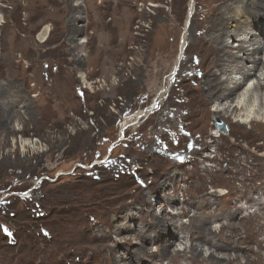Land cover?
<instances>
[{
    "label": "rangeland",
    "instance_id": "obj_1",
    "mask_svg": "<svg viewBox=\"0 0 264 264\" xmlns=\"http://www.w3.org/2000/svg\"><path fill=\"white\" fill-rule=\"evenodd\" d=\"M200 1L19 0L16 6L0 0V264H112L110 254L99 246L104 249L121 240L114 231V239L106 237L111 223H117L114 217L126 208L139 216V202L149 206L142 197L150 190L154 193L148 197L160 214L165 190L157 180H171V175L162 177L163 170L182 178L184 168L191 170L180 187L175 186L179 204L165 206L167 216L183 212L181 187L186 181L199 184L193 170L199 164H172L203 154L217 157L201 163V172L208 170L210 179L220 170L216 178L226 185L241 162L264 165L263 133L252 131L249 123L237 126L235 116L219 119L215 101L208 104V116L199 112L206 73L200 66V45L188 48V37ZM245 21L250 31L259 32L251 18ZM259 55L264 59V52ZM187 58L190 64H185ZM255 95L263 97L264 88ZM260 102L255 109H261ZM216 120L227 130L217 127ZM235 148L242 153L236 168L226 172ZM255 171H245L243 177L252 179ZM240 182L239 175L235 184ZM211 185L209 195L217 189L229 194L227 187ZM172 187H167L171 194ZM253 188L249 192L256 197L264 190L260 184ZM244 207L246 216L256 205ZM193 214L178 217L176 225H187ZM257 218L263 224L264 215ZM222 221L212 227L218 229ZM227 226L226 240L233 230ZM135 232L126 235L142 240ZM245 233L235 237L243 241L245 252L222 250L239 254V261L229 264H264V229L261 235ZM158 234L152 232L153 237ZM184 237L179 233V241L170 246L173 252L189 247L191 241ZM209 245L200 246L204 256L212 251ZM149 247L152 252L159 248ZM121 250L126 259L134 256ZM216 251V257L231 256ZM174 258L179 264L214 262L197 260L190 251Z\"/></svg>",
    "mask_w": 264,
    "mask_h": 264
},
{
    "label": "bare ground",
    "instance_id": "obj_2",
    "mask_svg": "<svg viewBox=\"0 0 264 264\" xmlns=\"http://www.w3.org/2000/svg\"><path fill=\"white\" fill-rule=\"evenodd\" d=\"M11 1L16 6H19V0ZM199 4H201V9H196L195 11L196 18L192 20V28L188 37L190 41L188 43V48L193 47L197 50L200 45V66L204 68V73H206L204 74L205 86L202 88L204 91L202 93L203 107L199 112H201L204 117L208 116V104L215 101L219 103V109L217 108V111H215L219 119L225 120L235 116L237 117V120H235L237 126L244 127L249 123L252 127V131H259L264 134V95L263 97H257V95H255L258 90L264 88V67H261L264 59L259 55L264 52V0H202ZM250 4L256 7L251 9ZM247 14L249 16H246ZM247 17L255 22L254 25L259 31L258 33L254 34V31H250V28H248L249 25L245 21ZM256 17L259 18L254 19ZM232 24L235 25L234 30L229 29ZM196 30H202V32L196 35ZM186 63L190 64L188 58L186 59L185 64ZM255 78L257 79L256 82H254ZM252 81L254 85H248V83ZM260 99L259 108L261 109H255L257 106L256 103L259 102ZM141 113L142 112L138 113L134 119L142 115ZM220 125L221 124L217 122V127ZM13 130H15V128H13ZM206 143L208 144V142ZM216 143L217 141H215V144ZM205 146V149L208 150L211 145L208 144L207 146L205 144ZM156 147L159 148V146ZM151 149L152 152L155 153L153 148ZM218 150L222 149L218 147ZM236 150L239 149L235 148L233 150L234 156L229 159L227 167L223 169L226 170V172L236 168V158L242 153ZM203 155L199 158H196L198 156H191L189 159L172 164L173 167L177 164L184 167L188 162H192L193 165L195 163L199 164L198 168L194 165L193 169L200 178L199 184L192 185L189 181H186L184 187H181L184 204L183 212L175 215L172 214L171 216L173 217L167 216L165 206L176 205L180 202L181 196L178 194V190L177 188L175 189V186L178 183V187H180L179 183L182 180L185 181L186 176L191 175V170L189 171L185 168L184 173L186 176L183 178L180 177V173L177 174V172H174V174H170L171 171L166 169L165 172L163 170L162 177L171 175V180L169 179L170 182L166 180L167 178L162 177V179L157 180L159 189L161 191L165 190L163 196L164 206L160 204L162 212L164 211L165 214L162 212L156 214V207L151 203V198L148 197V195L154 193H151V190L142 197L145 203H149V206L144 208L146 205L139 202L141 207L139 216L133 215L131 208L118 210V216L113 219L117 222V226H113L111 223V230L106 234V237L108 235L109 239H114L111 237V232L114 231L117 236H121V240L118 242V245H104L106 246L104 249L101 247L103 244L99 246L101 250L107 251L110 254L112 264H138L136 262L137 259L142 261L141 264H150V262L162 264L163 260L166 258L170 259L169 263L171 264H179V261L174 258V254L183 256L187 254L188 251L193 253L197 260L201 257L203 259L206 257L214 261L209 264H229L238 259L239 254H234L230 251L224 252L222 250H244L242 248L243 241L238 243L235 239L237 235L245 232H255V234L261 235L264 229V222L263 224L260 223L261 221H259L257 216L264 215V190L260 191L257 197L252 195V192L249 191L258 184L264 187V165L260 167V165L256 163V166H254V161L250 163L241 162L239 169H236L234 172L231 183L226 185L223 181H219L216 178L220 170H214V172L211 173L210 179L206 177L208 170H206V173L201 172V170H203L200 166L201 163L210 159H217V157L213 158V156ZM247 155H251V153L247 152ZM245 168L247 170H245ZM254 168H256V171L252 179L243 177L245 171H253ZM239 175L241 177V182L240 185L237 186L235 180L239 178ZM188 179L192 180L191 177H188ZM209 182L212 184V187H227V189H229V194L226 195L225 192H221L217 189L213 190L215 192H212L214 196L209 195V191L207 190ZM169 185L173 186L172 189L175 191L173 194L168 191L169 189L167 187ZM189 185H191V187ZM254 188L252 190H254ZM237 191H240V193L239 196L235 197ZM201 195L202 197L199 198L198 196ZM160 196L161 194H157V200ZM223 200H225L224 206L221 205ZM253 205H256V207H254L248 215L245 214L246 216H243L242 212H245L244 206L252 208ZM147 209L148 211H146ZM142 210L146 212H142ZM192 211L194 214L189 218L187 225L183 223L176 225L178 221L175 220H177L178 217L187 216L189 212ZM148 214L150 220H147ZM239 217L242 219L240 222L237 221ZM143 219L145 220L142 222L143 226L140 228L138 224L139 221ZM217 221H222V224L218 226V229H215L212 225L217 223ZM228 224H230V227H233V230L228 240H226L225 234L228 232L226 230L229 227L227 226ZM258 224L260 225V229L256 230V225ZM192 229H194V232H192ZM154 230L159 231V234L155 237L152 236ZM134 231H136V239L141 236L142 240L135 241L132 236L126 235ZM179 233H185L184 239L189 238V242L191 241L189 247L187 245L184 247L183 253L181 249L176 250L177 252H173L170 248L173 242L179 241ZM205 234L209 236V239ZM169 236L173 237L171 238L172 240L167 239ZM144 239H146L145 242ZM151 244H157L159 246L156 252L150 250L149 246ZM207 244H210L208 249H212V251H207L204 256V249L200 248V246ZM261 246L264 248V238L261 239ZM119 248L122 249V252H129L134 255L132 259H126L122 255L123 253L119 252ZM141 250H146L147 253ZM216 250H221L222 253L231 254V256L219 255V257H216ZM249 251H252L251 247H249ZM263 257L260 256L257 258L258 260H262Z\"/></svg>",
    "mask_w": 264,
    "mask_h": 264
},
{
    "label": "water",
    "instance_id": "obj_3",
    "mask_svg": "<svg viewBox=\"0 0 264 264\" xmlns=\"http://www.w3.org/2000/svg\"><path fill=\"white\" fill-rule=\"evenodd\" d=\"M218 124L220 123V127L223 128L224 130H227V127L225 126L224 123H222L220 120H217Z\"/></svg>",
    "mask_w": 264,
    "mask_h": 264
}]
</instances>
